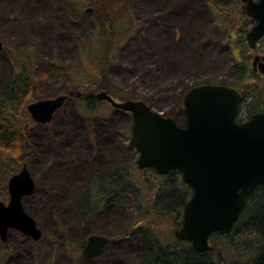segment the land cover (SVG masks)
I'll use <instances>...</instances> for the list:
<instances>
[{
    "label": "rangeland",
    "instance_id": "1",
    "mask_svg": "<svg viewBox=\"0 0 264 264\" xmlns=\"http://www.w3.org/2000/svg\"><path fill=\"white\" fill-rule=\"evenodd\" d=\"M94 3L77 15L70 0H0V98L11 52L15 58L31 59L33 71L40 74H35L33 90L26 96V110L42 99L69 96L52 121L37 123L31 116L22 120L29 125L21 154L0 145V200L9 202L8 182L27 164L36 187L23 203L43 231L34 240L10 230L4 245L0 239V264H141L138 239L123 240L129 216L137 215L141 198L157 194L159 188L165 193L168 184L178 182L172 172L167 178H157L154 169L137 172L139 153L130 143L132 114L97 99L99 93L105 91L117 101L143 100L180 125L186 123L187 91L202 83L242 85L249 94L246 107L264 105V75L252 67L253 53L264 54V41L255 52L248 44L246 33L254 23L242 18L241 0H100L101 7ZM101 8L115 19L112 37L96 30ZM72 93L96 100L89 107ZM119 168H128V174L132 170L131 178L139 183L124 211L104 204L84 215L80 200L88 175L107 176ZM177 191L186 201L192 194L188 185ZM182 208L144 225L163 241L173 242ZM247 228L242 223L228 237L212 236L216 255L249 261L252 249L237 245L253 240ZM93 234L109 242L101 256L87 258L82 250Z\"/></svg>",
    "mask_w": 264,
    "mask_h": 264
},
{
    "label": "water",
    "instance_id": "2",
    "mask_svg": "<svg viewBox=\"0 0 264 264\" xmlns=\"http://www.w3.org/2000/svg\"><path fill=\"white\" fill-rule=\"evenodd\" d=\"M241 2L255 21L246 33L248 44L254 47L264 37V0ZM68 98L42 99L29 104L27 110L35 122L48 123ZM97 99L132 114L130 143L139 153V169H154L160 176L173 170L181 173L192 194L175 235L198 252L213 250L212 236H229L264 185V112L239 122L243 93L230 84L202 83L190 88L183 99L185 125L143 100L117 101L105 91ZM8 187L9 202L0 200L1 241L8 240L12 229L39 240L43 231L23 203L36 187L27 164L10 178ZM108 242L107 237L93 234L82 253L87 258L99 257Z\"/></svg>",
    "mask_w": 264,
    "mask_h": 264
},
{
    "label": "trees",
    "instance_id": "3",
    "mask_svg": "<svg viewBox=\"0 0 264 264\" xmlns=\"http://www.w3.org/2000/svg\"><path fill=\"white\" fill-rule=\"evenodd\" d=\"M94 2H97L100 7L101 4H104L103 1L100 4V0H70V4L73 5L72 9L77 15L85 13L84 9L86 6H92L95 4ZM100 10V12H97L99 25H95L96 30L99 29L98 31L102 32L106 37H112L115 32L113 21L115 19L113 18L112 20L109 12L104 8ZM241 16L250 20L249 22L252 21L246 15L244 8L241 9ZM108 22L111 24L109 28L104 25ZM11 53V63L7 69L8 75L0 98V145L21 154L23 152L22 143L24 140L27 141L26 131L27 125H29L26 124L25 126L22 124V120L25 119L27 121L30 119L29 112L25 109V104L28 102L26 96L33 90L37 71H33L34 65H32L31 59L26 57L15 58L14 53ZM52 65L53 62H51ZM51 66L50 70L52 69ZM37 74L38 76L40 75L39 73ZM71 96L77 97V100L85 102L88 106L89 104L92 105L96 100L93 95L89 96L82 93H72ZM127 169L119 168L107 176L93 175L91 177V175H88L91 178H87L89 180L81 192L80 200L83 204L81 209L84 215L98 211L104 204L108 206V209L116 208L115 211L118 213L124 211L126 199L136 190L137 184H139L133 181L134 178H131L133 176L132 170L128 174L129 171ZM149 170L138 168L137 172L144 174ZM171 172V174L176 175L175 178L178 184H174L171 187L168 184V188L167 186L165 187L166 194L162 193L159 188L156 190L157 194L141 198V202L136 207L137 215L129 216L130 228L123 236V240L126 242L131 237L138 239L140 243L138 249L142 255L141 264H264V185L258 188L256 199L241 215L230 233V235L234 234L240 225L245 223L248 227L247 231L254 234L253 240L237 243V245L247 250L252 249L247 262H238L241 261L239 259L228 260L216 255L217 247L213 244V250L198 252L189 242L183 241L178 237H175L173 242L163 241L156 230L151 228V226H145L144 224L153 223L152 219H155V217L166 213L176 214L179 208H184L187 202L183 194L177 191L180 185L183 187L186 185L183 181H180V174L177 170ZM156 177L167 178L166 175ZM181 191H183L182 188ZM178 197L180 198L177 199ZM181 221L178 224L181 225ZM215 235L220 236L219 234H214L213 236Z\"/></svg>",
    "mask_w": 264,
    "mask_h": 264
},
{
    "label": "flooded vegetation",
    "instance_id": "4",
    "mask_svg": "<svg viewBox=\"0 0 264 264\" xmlns=\"http://www.w3.org/2000/svg\"><path fill=\"white\" fill-rule=\"evenodd\" d=\"M252 22L255 23V21L253 19H252ZM263 41H264V37L262 39H260L254 47H252L254 52L257 50V48H259L261 46ZM3 45H4V43H3ZM253 54H254L253 59H252L253 70L257 73L260 72V73H262V75H264V54H261V53H253ZM233 86L240 89V91H242V93H243V99L240 103V109H239V113L237 116V119L239 122L247 121L252 117V115L259 113V112H264V105L260 108L259 107L252 108L251 106L246 107L248 104H247V102L245 104V101L248 100L247 96H249V94H247V88H245L242 85L241 86L233 85ZM177 172H179V171H177ZM179 174L181 176L180 172H179ZM4 244L5 243L3 242V245Z\"/></svg>",
    "mask_w": 264,
    "mask_h": 264
}]
</instances>
